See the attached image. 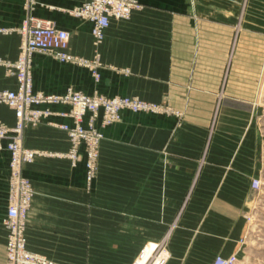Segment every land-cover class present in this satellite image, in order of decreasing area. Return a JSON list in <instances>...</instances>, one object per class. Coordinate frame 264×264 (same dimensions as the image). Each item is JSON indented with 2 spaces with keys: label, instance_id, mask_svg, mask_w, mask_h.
Here are the masks:
<instances>
[{
  "label": "crops",
  "instance_id": "0c3cea01",
  "mask_svg": "<svg viewBox=\"0 0 264 264\" xmlns=\"http://www.w3.org/2000/svg\"><path fill=\"white\" fill-rule=\"evenodd\" d=\"M84 1L33 0L29 8L70 33L71 54L98 53L100 77L37 53L35 91L138 96L165 110L124 112L103 129L91 190L85 156L76 167L60 157L25 166L35 188L28 248L57 264H134L151 244L168 251L165 264H213L234 254L242 264H264V32L251 27L230 60L233 17L220 22L218 14L229 6L138 0L143 9L113 20L96 46L92 23L72 14ZM27 14L26 0H0V27H21ZM20 46L18 32L0 35V57L16 60ZM16 88V77L0 66V91ZM51 109L54 115L26 129L24 144L67 153L70 141L58 125L72 124L71 108ZM0 122L13 126L14 110L0 104ZM10 161L0 148V264H7Z\"/></svg>",
  "mask_w": 264,
  "mask_h": 264
},
{
  "label": "built area",
  "instance_id": "2783aa9c",
  "mask_svg": "<svg viewBox=\"0 0 264 264\" xmlns=\"http://www.w3.org/2000/svg\"><path fill=\"white\" fill-rule=\"evenodd\" d=\"M33 0H26L28 14L21 27L12 29L0 27V35L18 32L21 35L20 52L12 61L0 57V66L17 79V88L0 91V104L15 112V123L9 126L0 122V148L4 146L10 152L9 207L4 219L8 230L6 245L7 264H49L42 256L31 251L27 245L26 219L32 208L35 188L32 181L24 174L25 166L32 164L39 157H60L68 159L76 166L85 156L86 181L91 187L99 167L100 147L104 139L103 129L114 122L119 113L128 109L134 112L158 111L163 106L141 99L137 96L89 95L72 87L62 94H46L35 91L33 80V57L44 54L62 63H70L90 69L98 79L101 66L99 54L92 59L75 56L70 53L71 35L67 30L59 29L53 23L34 17L30 8ZM143 9L138 0H85L75 8L72 14L92 23L94 43L99 46L106 37V30L113 20H129L135 11ZM264 87V68L262 73ZM53 105H68L72 124L58 125L67 133L70 149L67 153H50L25 146V131L38 126L43 119L54 115ZM6 142V145L4 143ZM254 189H260L261 181L254 179ZM157 257L144 258L142 254L135 264H165L169 253L159 249ZM213 264H242L236 254L218 255Z\"/></svg>",
  "mask_w": 264,
  "mask_h": 264
},
{
  "label": "rangeland",
  "instance_id": "374dc122",
  "mask_svg": "<svg viewBox=\"0 0 264 264\" xmlns=\"http://www.w3.org/2000/svg\"><path fill=\"white\" fill-rule=\"evenodd\" d=\"M216 2L219 3L220 7L222 5H226V6H229L230 9L231 8L233 9V10H229L228 12L227 11L226 12L220 11L218 13L220 22L222 20H226L227 16H228V21H229V23H231L232 17H233L235 33H234V41L232 42L230 50H229V57H230V60H232L233 57H235V55L238 52L239 44L242 40V36L248 35L251 27H252V29H256V30H259L260 32H264V0H217ZM258 23H261V27L259 26ZM263 68H264V65H263ZM261 80H262L261 84L263 85L262 77H261ZM107 97H109V96H107ZM114 97H116V96H114ZM159 105H161V103ZM161 106H163V105H161ZM124 112H129V113H133V114H162L164 111H163V108H160L158 111H151V112H146V111L134 112V111H131L128 109H124L119 113L118 117L114 120V122H112L111 124H108L106 126V128L117 123L118 121H120L122 114ZM170 112L172 114L173 113L178 114L177 112L173 111V109H170ZM81 160H82V158H81ZM98 170H99V167H98ZM97 176H98V171L96 174V178H97ZM95 179H94V181H95ZM88 189L91 190L92 186L88 187ZM26 224H27V228H28V217L26 219ZM97 224H98V222L95 224V226H98ZM27 228H26V231H27ZM26 238H27V234H26ZM6 245H7V243H6ZM27 245H28V239H27ZM149 249H151V252H150V255L148 257H146V259L151 257L150 260H153L152 257L155 258L160 254L159 249H161V247H159V246L155 247L152 244L146 246L143 249V251H141L139 257L135 260V262L138 259H140L142 254H145L146 251ZM35 253L44 257L49 262V264H57V263L53 262L52 259L48 258L47 256H45L41 253H38V252H35ZM135 262H134V264H135Z\"/></svg>",
  "mask_w": 264,
  "mask_h": 264
}]
</instances>
